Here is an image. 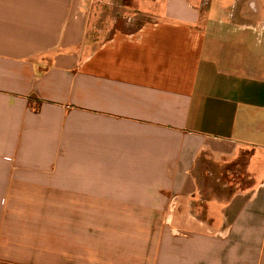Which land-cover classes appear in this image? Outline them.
Masks as SVG:
<instances>
[{
    "label": "crops",
    "instance_id": "0c3cea01",
    "mask_svg": "<svg viewBox=\"0 0 264 264\" xmlns=\"http://www.w3.org/2000/svg\"><path fill=\"white\" fill-rule=\"evenodd\" d=\"M141 2L0 0V264H264V9Z\"/></svg>",
    "mask_w": 264,
    "mask_h": 264
},
{
    "label": "rangeland",
    "instance_id": "374dc122",
    "mask_svg": "<svg viewBox=\"0 0 264 264\" xmlns=\"http://www.w3.org/2000/svg\"><path fill=\"white\" fill-rule=\"evenodd\" d=\"M142 1L143 2L139 3V10L142 12L143 15L142 16H138V15L136 16L137 23H139L140 20L143 21L144 18H150V17H152V15H154V12L151 11L150 4L148 3V1H150V0H142ZM206 1L209 3L214 2V0H206ZM225 1H227L228 3L231 2V0H225ZM251 1L254 4H256L257 8H259L261 10L264 9V0H263V2H262V0H257V1H259V3H257L256 0H251ZM241 3H242L241 1H238L236 3V5L234 6V8L237 9L241 5ZM126 16H132V14L128 13V15H126ZM138 20H139V22H138ZM100 23H101V26H103V27L106 25L104 20L100 21ZM137 23L135 21L134 25L137 26Z\"/></svg>",
    "mask_w": 264,
    "mask_h": 264
},
{
    "label": "built area",
    "instance_id": "2783aa9c",
    "mask_svg": "<svg viewBox=\"0 0 264 264\" xmlns=\"http://www.w3.org/2000/svg\"><path fill=\"white\" fill-rule=\"evenodd\" d=\"M173 206V205H172Z\"/></svg>",
    "mask_w": 264,
    "mask_h": 264
}]
</instances>
